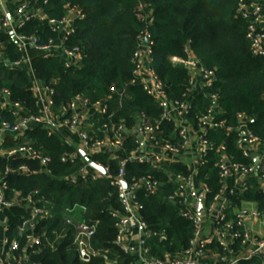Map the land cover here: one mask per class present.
<instances>
[{
    "label": "trees",
    "instance_id": "16d2710c",
    "mask_svg": "<svg viewBox=\"0 0 264 264\" xmlns=\"http://www.w3.org/2000/svg\"><path fill=\"white\" fill-rule=\"evenodd\" d=\"M236 3L237 0H46L42 7L46 19L32 18L16 32L35 36L39 45L45 44L56 36L48 25V19L64 16L66 5H74L81 10L83 18L75 21L74 33L64 44L66 48L77 46L80 49L81 67L68 68L62 58L36 54L31 60V70L36 79L53 89L56 110H68L75 97L87 105L110 98L106 116L101 115L95 126L106 122L121 123L131 128L140 113H144L151 123L160 120L161 109L154 99L139 83H130L133 70L131 58L138 46V36L148 30L153 41L152 68L170 100H181L182 95L189 91L187 69L170 61L172 56L185 58L183 47L188 43L200 65L213 69L216 75L211 87L194 96L188 116L197 128L196 116L206 114L214 105L210 96L215 94L218 114L214 121L223 123L220 128L207 130L205 136L213 149L195 173L196 179L208 188L202 203L206 207L221 189L220 171L215 165L221 156H232L233 161L246 165L253 162L252 158L244 157L237 146L239 114L248 120L249 130L264 144V57L252 55L245 38L246 24L237 15ZM17 6V3L7 0V9L12 16ZM150 10L154 20L147 25L146 15ZM0 41L5 45L0 56V88H7L12 101L36 113L35 99L29 90L32 78L27 69L12 67V63L21 57L17 44L2 29ZM2 119L10 117L0 109V121ZM158 130L157 137L170 141L175 127L173 122L163 120L159 122ZM27 133L35 148L51 156L52 173L14 177L10 179V185L24 193L39 189L56 206L51 217L37 223L35 232L43 240L32 250L31 260L39 264L134 263V256L124 254L114 243L116 229L111 211H122L123 206L117 190L110 184L119 169V160L131 154L136 147L134 137L125 139L123 149L92 156V161L109 168L108 178L72 185L65 177L76 167L59 161L61 154L72 148L57 135L47 136L39 127ZM221 146L223 149H219ZM22 162L31 163L33 167L37 165L25 159ZM125 172L128 184L142 176H150L159 182L155 194H148L144 188L137 191L139 215L152 233L147 240L151 256L171 257L188 248L193 225L180 215L179 208L168 200V196L175 190L169 175H187L189 169L178 161H165L159 167L129 161L125 164ZM258 179L259 174L249 176L248 183L252 187L239 199L230 197L231 201L239 205L240 199L252 200L257 203L258 209H264V194L257 188ZM74 204L79 209L78 219L96 223L95 234L90 240L95 254H91L86 261L79 256L73 243L72 228L65 222L66 214L62 210ZM6 213L13 225L14 216L21 210L14 208ZM228 217L233 218L232 215ZM234 248L238 249L239 243ZM207 250L208 261H217L220 250L214 244L208 245ZM218 263L222 261L218 259ZM240 264H262V261L253 258Z\"/></svg>",
    "mask_w": 264,
    "mask_h": 264
},
{
    "label": "built area",
    "instance_id": "2783aa9c",
    "mask_svg": "<svg viewBox=\"0 0 264 264\" xmlns=\"http://www.w3.org/2000/svg\"><path fill=\"white\" fill-rule=\"evenodd\" d=\"M66 13L60 19H48L50 29L56 34L54 39H49L45 44H38L37 37L24 36L16 32L26 21L32 18L46 19L43 13L28 10L26 2L21 1L12 16L6 7L5 0H0V29L7 32L17 44L21 53L19 60L12 63L13 68L27 69L32 84L29 90L35 99L37 112L33 113L24 108L19 102L11 100L10 91L0 88V109L5 110L10 119L0 121V264H39L31 260L32 250L42 243L43 237L36 234L37 223L41 219L49 218L55 210L53 201L39 189L26 193L23 190L11 187L10 179L14 177H29L36 174H51V156L37 149L31 143L27 131L39 127L47 136L57 135L72 149L61 154L59 161L63 164L76 167L69 173L65 180L76 185L83 182L96 181L101 177H109L107 166L92 161V156L101 153H114L123 149L125 139L133 136L136 147L127 157L119 160V169L113 177L111 185L117 190L119 201L123 206L122 211H111L115 219L114 243L124 254H132L130 237L134 235V246L142 264H240L258 258L264 264V209L260 210L245 206H238L230 197L239 199L245 191L252 187L248 179L252 174L258 175V190L264 194V144L248 128V120L239 114L237 127V146L244 157L253 159L249 165L233 161L232 156H221L215 165L220 171L221 189L214 195L211 203L203 207V198L208 192L205 184L199 182L195 173L204 163L207 154L213 148L206 138L209 128H220L222 122H215L218 110L215 109L216 95L210 96L214 105L206 114L196 116L198 127L195 128L189 118L192 109V99L204 88H209L216 80L215 71L200 65L195 54L190 50L188 43L183 49L185 58L170 57L173 63L182 64L189 74V91L182 95L183 99L167 98L164 86L152 68L153 41L150 40L148 30L138 36L131 63L133 64L131 84L139 83L142 89L150 95L161 109L160 120L151 123L144 113L135 117V124L127 128L124 124H107L95 126L98 118L106 116L110 98L98 100L87 105L79 97H75L66 108L56 110L52 98L53 89L36 79L31 70L32 58L28 54L31 47L35 53L43 57H59L63 59L66 67L80 68L82 65L80 49L77 46L66 48L65 41L74 33V23L83 18L81 10L72 5H66ZM236 11L245 24V38L254 56L264 57V0H237ZM152 10L146 15V24L153 23ZM147 40V44H143ZM4 43L0 41V56L4 50ZM1 65V61H0ZM200 81L198 87L197 81ZM111 91H114L111 88ZM264 101V95L262 97ZM110 117V115H109ZM171 121L175 132L171 140L156 136L160 121ZM66 128L70 135L62 137L60 129ZM196 138L198 160L196 169L191 171L179 159L193 138ZM262 145V148H261ZM223 149V146L219 147ZM258 158V165L254 159ZM35 162L37 165L22 162L23 160ZM129 161L148 163L159 167L162 162H181L188 169L189 174L169 175V180L175 184V190L168 196L179 208L180 215L189 220L193 225V236L189 247L178 251L173 256L157 258L151 256L147 240L152 237L148 225L139 215L137 191L140 188L148 194H155L159 182L150 176L127 183L125 164ZM93 164L102 167L106 175L97 170ZM231 181L227 186L226 181ZM127 183L125 191L123 183ZM240 203H256L252 200L240 199ZM201 207V211L198 208ZM17 208L21 213L14 216V224L7 215L8 210ZM82 211L84 207L81 206ZM235 208L234 212H232ZM66 214V223L72 228L73 243L77 246L82 260H88L94 255L90 240L95 234L96 223L85 219H78L76 204L62 208ZM232 212V213H231ZM232 215L233 218L228 216ZM252 216L261 223L263 233L252 236L249 234L251 224L245 221L246 216ZM211 219V227L207 236H204V220ZM13 233V236L11 235ZM164 239V238H162ZM239 243L237 251L233 252L232 246ZM214 244L220 250L218 261H208L207 246ZM231 254V257H228ZM135 264V263H131Z\"/></svg>",
    "mask_w": 264,
    "mask_h": 264
},
{
    "label": "crops",
    "instance_id": "0c3cea01",
    "mask_svg": "<svg viewBox=\"0 0 264 264\" xmlns=\"http://www.w3.org/2000/svg\"><path fill=\"white\" fill-rule=\"evenodd\" d=\"M21 1H24L27 3L28 10L33 11L37 14L42 13L43 4L46 2V0H12V2L15 4L17 3V5ZM5 2H6V7H7V0H5ZM28 54L30 55L31 58H33L36 55L34 49L31 47L28 49ZM199 83H200V81L198 80L197 81L198 87L200 85ZM60 131L62 134L66 135V137H67V135H70L69 130L66 128H62V129H60ZM196 141L197 140L194 137L192 139V141L188 144L186 149L184 150V153L179 158L181 160V162L186 164L191 171L196 169L195 165H196L197 160H198ZM226 185L227 186L231 185V181L229 179L226 181ZM256 204L257 203H239L238 206L241 205V206H245L247 208L254 209L256 207ZM200 208L201 207L198 208V211H201ZM234 210H235V208H233L232 212H234ZM203 220H204V236H207L209 231H210L209 228L211 227V219L209 217H207V218H203ZM245 221L247 222V224H251V229L249 230V234H251L252 236H256V235H261L263 233L262 228H261V223L259 221H255L252 216H250V215L246 216ZM134 239H135V237H134V235H132L130 237V245H131V249L133 250L134 263L135 264H142L140 257H138V255H137V248L134 246ZM235 245H236V243L232 246L233 252L238 250V249L234 248ZM231 256H232L231 254H228V257H231ZM218 259H217V261H218Z\"/></svg>",
    "mask_w": 264,
    "mask_h": 264
},
{
    "label": "water",
    "instance_id": "95a60500",
    "mask_svg": "<svg viewBox=\"0 0 264 264\" xmlns=\"http://www.w3.org/2000/svg\"><path fill=\"white\" fill-rule=\"evenodd\" d=\"M143 44H147V40H144V42H143ZM254 164L255 165H258V158H255L254 159ZM93 166L97 169V170H99L101 173H103V174H105L106 175V171L102 168V167H100V166H98V165H96V164H93ZM123 186H124V188H125V191L127 192L128 191V187H127V183H123Z\"/></svg>",
    "mask_w": 264,
    "mask_h": 264
},
{
    "label": "rangeland",
    "instance_id": "374dc122",
    "mask_svg": "<svg viewBox=\"0 0 264 264\" xmlns=\"http://www.w3.org/2000/svg\"><path fill=\"white\" fill-rule=\"evenodd\" d=\"M61 136H62V137H66V135H64V134H62Z\"/></svg>",
    "mask_w": 264,
    "mask_h": 264
}]
</instances>
